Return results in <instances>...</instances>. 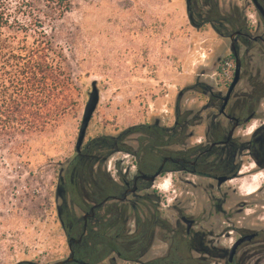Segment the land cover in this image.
<instances>
[{
	"label": "rangeland",
	"instance_id": "374dc122",
	"mask_svg": "<svg viewBox=\"0 0 264 264\" xmlns=\"http://www.w3.org/2000/svg\"><path fill=\"white\" fill-rule=\"evenodd\" d=\"M68 1L70 10L54 21L45 20V30L54 35L55 43L64 53L63 64L72 74L77 106L59 125L0 147V264L21 261L53 264L69 257L68 236L59 218L63 204L58 186L60 174L63 176L62 171L77 155L75 146L79 128L94 81L100 90V102L90 121L84 145L94 138L107 136L138 150L144 132L123 139L119 138L120 134L142 124L172 128L177 105L182 113L190 111L188 121L197 123L185 127V143L189 146L204 144L210 116L214 117L217 109L208 108L209 93L198 83L225 94L224 86L231 71L224 74L221 61L231 51L228 37L219 35L210 24L200 26V23L213 3H217L224 14L238 13L250 25L260 21L251 0H190L189 3L187 0ZM190 4L201 11L196 19L188 14ZM15 33L6 30L7 35ZM22 35L18 32L19 37ZM252 47L248 63L254 75L258 69L264 73V45L256 43ZM247 85L244 79L239 87ZM220 120L227 125V119ZM263 120L264 101L258 107L257 116L238 129L234 137L239 142L245 141ZM109 149L96 153L97 160L102 162L101 169L116 181L121 174L134 175L138 168L136 156L116 151L103 160ZM169 149L180 147L170 146ZM243 160V171L250 170L252 159L243 157ZM89 163L95 166L96 161L88 160ZM242 173L243 178L229 183L243 194L236 195L238 201L248 197L246 192L252 195L264 184V170L252 177H244L247 172ZM87 175L84 179L76 177L81 182L80 194L84 199L92 185V179ZM180 175L164 173L149 190L163 196V203L158 204L161 216L172 223L178 217L171 209L174 204L180 203L186 214L198 219L203 209L213 203L206 195H201L199 189L186 186ZM193 178L198 181L197 177ZM164 183L167 188L163 187ZM69 191L74 196L72 186ZM253 197L254 202L261 199L260 196ZM70 208L75 209L79 217L82 215L78 207L73 208L71 204ZM251 208L248 207V214L242 213L237 219L247 223L254 217L251 221L258 224L248 222V225L264 228V209L260 206H253L255 210ZM145 213L150 216L153 207L147 206ZM212 223L220 224V228L229 225L221 215ZM231 243V240H225L226 246ZM153 256L154 249H151L145 259ZM102 264L137 263L113 255Z\"/></svg>",
	"mask_w": 264,
	"mask_h": 264
},
{
	"label": "flooded vegetation",
	"instance_id": "af4514ba",
	"mask_svg": "<svg viewBox=\"0 0 264 264\" xmlns=\"http://www.w3.org/2000/svg\"><path fill=\"white\" fill-rule=\"evenodd\" d=\"M258 1L264 7V0ZM251 2L253 3L252 0ZM253 5L260 17L256 25L248 24L247 19L238 13L227 15L220 11L222 16L215 20L221 31L214 28L217 33L230 39L231 53L227 57L231 62L229 60L225 62L227 57L221 62L225 63L224 74L231 71V75L224 86L225 94L216 93L204 83H198L199 87H203L209 93L208 108L217 109L214 117L210 116L205 134L206 143L189 146L184 141L183 144H173L172 146H178L180 149H169L154 169L142 170L138 167L131 177L130 173L119 175V181L112 179L103 171L102 162L98 160H95L96 167L84 161L77 176L72 175L70 181L66 178L67 169L62 171L60 192L63 205L60 209V220L66 231H82L73 236L67 232L71 243L70 250L73 251V244L81 241L83 234L93 229L100 217L106 214L105 220L122 224L128 233H139L138 238L133 241L134 246L140 248L136 255L137 264H264V228L253 227L258 224L257 221H251L254 217L248 221L250 224L255 223L252 227L248 222L244 223L237 219L239 215L247 212L248 207L260 206L264 209V184L260 185L255 193L249 192L253 193L252 195L246 192L245 195L248 197L240 201L236 196L243 195L239 188L229 185L233 180L243 178L242 172H247L244 177H252L264 170V120L245 141L239 142V139L234 137L238 129L257 116L258 107L264 101V73L258 69L255 76L248 63L251 59L252 46L256 43L264 45V31L254 33L264 29V17L254 3ZM210 12V10L206 12L205 19H209ZM238 63L240 79L225 103ZM244 79L248 85L240 88ZM188 115L190 111L182 113L179 105L176 106L173 132L177 127L181 133L185 127L197 124L195 120L188 121ZM220 118L227 119V125H224ZM243 157L252 159L249 163L251 169L248 171H243L245 165ZM158 169H161V173L154 181H150L148 178ZM168 172L181 173V181L186 186L199 189L201 195H206L209 201H213L209 207L203 209L200 218L196 219L186 214L185 207H181L180 203L171 207L178 214L175 223L161 216V207L158 204L163 203V196L149 190L155 186L158 178ZM85 173L91 177L93 186L90 185L91 192L85 195L83 207L74 202L66 192L72 186L80 193L82 186L76 177L84 179ZM193 177H197L198 181ZM253 196H260V201L254 202ZM71 204L73 208L78 207L82 211L80 217L75 209L70 208ZM147 206L153 207L150 216L145 213ZM220 215L229 222L227 227L220 228V224L212 223L217 221ZM256 217L259 218V214ZM191 220L193 223L189 224L188 221ZM227 239L232 242L229 246L225 245ZM151 249H154V256L146 260L145 257Z\"/></svg>",
	"mask_w": 264,
	"mask_h": 264
},
{
	"label": "trees",
	"instance_id": "16d2710c",
	"mask_svg": "<svg viewBox=\"0 0 264 264\" xmlns=\"http://www.w3.org/2000/svg\"><path fill=\"white\" fill-rule=\"evenodd\" d=\"M211 5L209 19L204 18L200 26L211 24L221 32L215 23L222 16L219 5ZM70 8L68 0H0V147L59 125L77 106L72 74L63 64L64 53L55 43L54 35L45 30V20L61 18ZM199 13L200 9L189 5L188 14L193 19ZM7 29L17 33L7 35ZM18 32L23 35L19 37ZM228 60L229 57L225 62ZM178 128L173 132L172 128L142 124L126 129L120 139L144 132L138 150L115 142L113 137L94 138L69 163L66 178L70 181L72 175L77 176L84 161L97 160L96 153L107 148L110 149L103 160L112 152L123 151L136 156L140 169H154L170 146L184 143V132L179 133ZM66 193L71 196L69 190ZM71 198L84 207V198L77 190L74 189ZM106 217V214L100 217L93 229L73 244V260L53 264H102L113 255L135 262L140 248L135 247L133 241L139 233H128L122 224H114L105 220ZM67 232L72 236L82 233L79 230ZM17 264L40 263L21 261Z\"/></svg>",
	"mask_w": 264,
	"mask_h": 264
},
{
	"label": "water",
	"instance_id": "95a60500",
	"mask_svg": "<svg viewBox=\"0 0 264 264\" xmlns=\"http://www.w3.org/2000/svg\"><path fill=\"white\" fill-rule=\"evenodd\" d=\"M252 1L255 4L256 8L259 10V12L264 17V7L261 5V3L258 0H252ZM189 2H190V0H187V3H189ZM239 73H240V63L237 64L236 75L234 77L233 82L231 83V86H230V89H229V93L225 97V103L228 101L232 89L235 87V85L238 83V81L240 79ZM99 102H100V90H99L97 82L94 81L92 83V90L89 93V98H88V101H87V103L85 105V109H84L81 125H80V128H79V133H78L77 142H76V146H75V150H76L77 154H81L82 153V148H83V145H84V142H85L87 130H88L90 121H91V119L93 117V114H94V112L96 111V109H97V107L99 105ZM224 107H225V105L221 109L222 112L224 111ZM160 173H161V169H158L156 171V173L151 175L148 179L150 181H154L155 178ZM62 180H63V178H62V176L60 174V181H62ZM60 187H61V183H59V186H58V194L62 197V194L60 192ZM59 218H60V212H59ZM188 222H189V224L193 223L192 220L188 221ZM61 223L63 225L62 220H61ZM69 248L71 249L70 241H69ZM233 252H234V249L232 251V254H233ZM73 256H74V253H73L72 250H70L69 257L67 259L63 260V261H60V262L73 260Z\"/></svg>",
	"mask_w": 264,
	"mask_h": 264
},
{
	"label": "bare ground",
	"instance_id": "6f19581e",
	"mask_svg": "<svg viewBox=\"0 0 264 264\" xmlns=\"http://www.w3.org/2000/svg\"><path fill=\"white\" fill-rule=\"evenodd\" d=\"M256 178H258V176H257ZM163 187H164V188H167V187H168L167 183H164V184H163Z\"/></svg>",
	"mask_w": 264,
	"mask_h": 264
},
{
	"label": "built area",
	"instance_id": "2783aa9c",
	"mask_svg": "<svg viewBox=\"0 0 264 264\" xmlns=\"http://www.w3.org/2000/svg\"><path fill=\"white\" fill-rule=\"evenodd\" d=\"M227 74V73H226Z\"/></svg>",
	"mask_w": 264,
	"mask_h": 264
}]
</instances>
